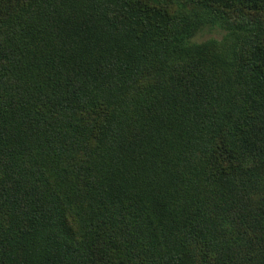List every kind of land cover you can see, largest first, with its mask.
<instances>
[{
    "label": "trees",
    "instance_id": "trees-1",
    "mask_svg": "<svg viewBox=\"0 0 264 264\" xmlns=\"http://www.w3.org/2000/svg\"><path fill=\"white\" fill-rule=\"evenodd\" d=\"M0 264H264V0H0Z\"/></svg>",
    "mask_w": 264,
    "mask_h": 264
},
{
    "label": "rangeland",
    "instance_id": "rangeland-1",
    "mask_svg": "<svg viewBox=\"0 0 264 264\" xmlns=\"http://www.w3.org/2000/svg\"><path fill=\"white\" fill-rule=\"evenodd\" d=\"M227 31L223 28H205L200 33L197 34L195 38L198 42L207 41L209 39H222L226 35Z\"/></svg>",
    "mask_w": 264,
    "mask_h": 264
}]
</instances>
